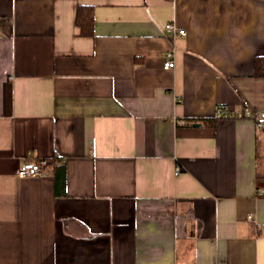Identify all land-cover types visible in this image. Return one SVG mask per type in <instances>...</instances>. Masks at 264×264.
Segmentation results:
<instances>
[{
	"label": "crops",
	"instance_id": "1",
	"mask_svg": "<svg viewBox=\"0 0 264 264\" xmlns=\"http://www.w3.org/2000/svg\"><path fill=\"white\" fill-rule=\"evenodd\" d=\"M260 57L264 0H0V264H264Z\"/></svg>",
	"mask_w": 264,
	"mask_h": 264
},
{
	"label": "built area",
	"instance_id": "2",
	"mask_svg": "<svg viewBox=\"0 0 264 264\" xmlns=\"http://www.w3.org/2000/svg\"><path fill=\"white\" fill-rule=\"evenodd\" d=\"M165 30L168 34L169 33L179 34V35L186 34V30L184 28H180L175 23L166 24ZM175 67H176L175 60L171 59L170 57H167L164 63V69L170 70V69H174ZM233 117L252 118L255 120L256 125L258 127L264 128V113L255 114L253 111L247 110L243 114H238L234 116L229 106H221L218 108L216 115H215V118H218V119H229ZM51 164H52V161L47 158H40L37 161L23 162L19 166L18 174L22 178L39 176L47 172ZM179 172H180V169L177 170V173Z\"/></svg>",
	"mask_w": 264,
	"mask_h": 264
},
{
	"label": "trees",
	"instance_id": "3",
	"mask_svg": "<svg viewBox=\"0 0 264 264\" xmlns=\"http://www.w3.org/2000/svg\"><path fill=\"white\" fill-rule=\"evenodd\" d=\"M76 24L80 28V34L83 37L95 36V15L92 6H80L77 11ZM256 73L259 77H264V58L260 57L256 62ZM226 119L215 118V121H224Z\"/></svg>",
	"mask_w": 264,
	"mask_h": 264
}]
</instances>
